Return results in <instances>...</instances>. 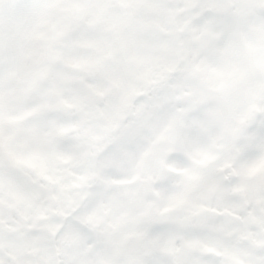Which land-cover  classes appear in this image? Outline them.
Instances as JSON below:
<instances>
[{
    "label": "snow or ice",
    "instance_id": "obj_1",
    "mask_svg": "<svg viewBox=\"0 0 264 264\" xmlns=\"http://www.w3.org/2000/svg\"><path fill=\"white\" fill-rule=\"evenodd\" d=\"M0 264H264V0H0Z\"/></svg>",
    "mask_w": 264,
    "mask_h": 264
}]
</instances>
